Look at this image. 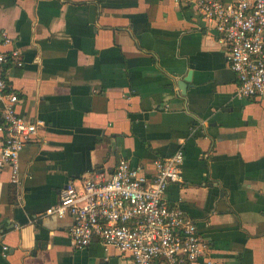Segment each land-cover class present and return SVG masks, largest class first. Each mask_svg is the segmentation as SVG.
<instances>
[{
    "label": "crops",
    "instance_id": "obj_1",
    "mask_svg": "<svg viewBox=\"0 0 264 264\" xmlns=\"http://www.w3.org/2000/svg\"><path fill=\"white\" fill-rule=\"evenodd\" d=\"M5 35L0 51L23 60L10 71L18 112L42 125L17 182L0 171V264H133L98 238L76 249L72 219L46 211L72 181L109 177L122 159L152 175L179 150L183 181L165 198L197 225L207 257L264 264V95L237 96L228 48L193 7L0 0V44Z\"/></svg>",
    "mask_w": 264,
    "mask_h": 264
},
{
    "label": "built area",
    "instance_id": "obj_2",
    "mask_svg": "<svg viewBox=\"0 0 264 264\" xmlns=\"http://www.w3.org/2000/svg\"><path fill=\"white\" fill-rule=\"evenodd\" d=\"M176 2L193 7L228 48L237 96L264 95V0ZM3 37L0 46L11 44L8 36ZM22 66L19 49L0 51V171L9 168L15 182L20 153L42 125L18 112L21 98L11 84L10 71ZM184 157L179 150L170 158L156 160L152 175L122 159L109 177L94 173L85 176L80 186L70 182L46 215L72 219L69 234L79 250L98 238L105 248L130 254L133 264H215L206 255L208 245L197 225L165 198L171 184L183 181Z\"/></svg>",
    "mask_w": 264,
    "mask_h": 264
},
{
    "label": "water",
    "instance_id": "obj_3",
    "mask_svg": "<svg viewBox=\"0 0 264 264\" xmlns=\"http://www.w3.org/2000/svg\"><path fill=\"white\" fill-rule=\"evenodd\" d=\"M190 80H191V73L188 74V77L185 79V82L190 81ZM180 86H181V88H182L183 90L186 89V86H185L184 83H183V84L181 83Z\"/></svg>",
    "mask_w": 264,
    "mask_h": 264
}]
</instances>
